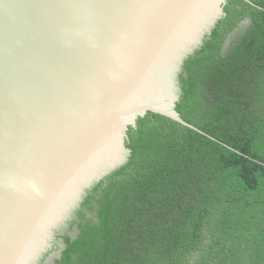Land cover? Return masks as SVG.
Returning <instances> with one entry per match:
<instances>
[{
	"label": "water",
	"instance_id": "water-1",
	"mask_svg": "<svg viewBox=\"0 0 264 264\" xmlns=\"http://www.w3.org/2000/svg\"><path fill=\"white\" fill-rule=\"evenodd\" d=\"M226 3L0 0V264H39L140 117L196 129L178 75Z\"/></svg>",
	"mask_w": 264,
	"mask_h": 264
},
{
	"label": "trees",
	"instance_id": "trees-1",
	"mask_svg": "<svg viewBox=\"0 0 264 264\" xmlns=\"http://www.w3.org/2000/svg\"><path fill=\"white\" fill-rule=\"evenodd\" d=\"M185 60L177 111L129 127L39 264H264V0H227Z\"/></svg>",
	"mask_w": 264,
	"mask_h": 264
}]
</instances>
